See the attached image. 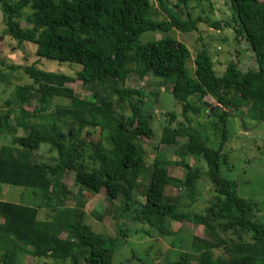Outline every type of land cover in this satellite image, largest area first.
<instances>
[{
  "label": "trees",
  "instance_id": "16d2710c",
  "mask_svg": "<svg viewBox=\"0 0 264 264\" xmlns=\"http://www.w3.org/2000/svg\"><path fill=\"white\" fill-rule=\"evenodd\" d=\"M154 1L165 20L153 19L150 0H0L4 33L17 46L30 42L36 45L38 58L80 66L75 77L42 71L36 64L22 67L29 81L17 87L16 94L25 115L13 125L26 134L12 140L20 150L1 147L0 184L38 191L51 211L43 213L41 206L0 201V264H20L17 255L26 248L34 264H47L43 262L47 259L70 264H111L117 238L96 235L84 224L81 204L76 205L77 210L63 208L54 203V197L63 194L66 199L71 193L62 183L69 172L73 185L81 192L96 195L103 191L109 201L121 196L126 208L132 201L145 168V155L138 141L151 138L153 117L136 103H129L128 116L114 108L112 95L119 101L142 96L138 90L123 87L131 74L140 79L152 76L169 84L173 98L181 106L183 122L173 127L175 114H167L169 122L161 125L160 143L173 146L178 138L186 139L181 145L184 155L206 164L212 199L204 214H184L177 201L166 202L164 191L171 178L167 164L156 154L147 188L143 189V203L134 201V219L160 235H172L167 222L188 220L201 225L212 243L226 245L229 256L245 264H264V223L254 220L253 205L238 197L235 182L220 175L221 148L226 139L222 137V143L213 149L193 127L203 99L208 96L222 109L218 114L222 124L228 111L239 112L242 108L245 113H239L248 119L264 121V1L229 0L237 25L236 39L248 44L255 68L241 74L236 63L230 61L217 76L207 51L201 49L194 57L192 77L185 69L190 54L184 44L171 38L139 43L138 36L146 31L190 32L202 20H193L189 15L182 20L173 14L166 0ZM203 1L208 0H174V5L187 8L190 3ZM24 8L31 10L28 28H21L17 21ZM210 26L216 31L219 22ZM75 81L91 93L89 100L79 99L66 85ZM56 98L68 100L70 105L52 103ZM32 101L38 103V108ZM32 118L38 121L30 122ZM4 121L0 123V134L10 125L6 122L8 112ZM87 127L92 128V133L97 129L104 132L103 139L86 140ZM41 145L55 152L50 163L35 158ZM175 165L183 169L179 186L194 195L201 173L183 159ZM169 264L228 263L205 249L196 259L182 253Z\"/></svg>",
  "mask_w": 264,
  "mask_h": 264
},
{
  "label": "rangeland",
  "instance_id": "374dc122",
  "mask_svg": "<svg viewBox=\"0 0 264 264\" xmlns=\"http://www.w3.org/2000/svg\"><path fill=\"white\" fill-rule=\"evenodd\" d=\"M166 2L172 9L173 14L176 13L182 20H186V16L189 15L191 19L200 18L202 22L197 23L196 29L190 32H180L175 29L168 32L146 31L138 36L139 43L171 38L184 44L190 54L185 63V69L190 77L194 73V57L201 49L207 51L217 76L224 72L225 66L230 61L236 63L237 70L241 74L255 68L253 54L248 44L243 39H236L234 28L237 25L233 20L229 0H208L200 4L190 3L187 8L181 6L176 8L174 0H166ZM150 3L153 19L155 21L165 20L166 17L159 10L156 2L150 0ZM30 16V8H24L21 17L17 20L21 28L31 26ZM212 22H219L218 30L215 31L211 28L210 23ZM4 29L5 26L1 21L0 14V111L2 112H0V123L5 122L4 102L10 101L8 119L11 121L10 124L13 125V122H17V119L21 118L24 112L23 107L20 105V98H16L15 89L29 81L22 67L36 64L35 67L39 70L75 77L80 66L52 59L38 58L35 53V44L25 42L21 46H17L16 42L4 33ZM66 85L73 90L79 99H90L91 93L80 82L75 81ZM123 87L138 90L142 93V96L133 95L125 101H119L117 97L112 95L110 99L114 104V108L122 115L128 116L129 103H136L142 106L144 113L153 117L150 118L153 132L151 138H140L138 141L145 155V168L138 179L139 188L133 191L132 201L128 202L127 208L122 205L123 197L121 196L115 200H108V204L104 205L102 202V198L105 196L104 192L103 195L95 196V194L85 191L86 196L95 197L86 204V208L79 205L86 214L88 213L85 216L84 224L88 225L93 233L113 239L117 238L111 264H169L182 253L190 254L192 258L196 259L197 255L205 249H210L213 257L221 256L228 264H245L241 260L229 256L226 245L212 243L209 235L205 233L201 225L193 224L188 220H183L181 223L167 222L166 225L172 235H160L155 229H149L146 225H142L134 219L137 207L134 201L136 200L140 204L143 203V189L147 188V176H149L150 165L155 160L156 154L161 162H164V165L167 164L165 168L171 178L164 191L166 202L177 201L182 213L185 214L189 211L193 214H204L206 207L212 200L211 185L206 176L207 167L205 162L202 159H194L184 155L185 152L181 145L185 142V138H178L177 144L173 146L160 143L161 125H167V122H169L167 114H175V120L171 126L174 127L179 122H183L181 106L173 98L169 84L152 76L140 79L131 74L127 77ZM203 101L214 107L213 112L207 116L208 110L204 106L200 107L199 115L194 118L193 127L207 146L213 149L218 148L222 143V137L226 139L221 148L220 175L229 181L235 182L238 197L252 203L254 220L264 223V121L256 122L248 119L245 114H242L245 113V108H242L239 110L242 113H239L238 110L228 111V117H226L225 123L222 124L218 120V114L222 109L217 108L215 99L208 96ZM32 102L38 108V103ZM52 103L66 107L70 105L68 100L61 98L53 99ZM30 109L27 111L30 112ZM14 116L16 119H13ZM32 119L30 122L38 121V118H35L36 120ZM241 123H243L244 129ZM86 131L89 133L86 140H102L103 135H105L104 132L101 133L98 129L92 133L91 127H87ZM22 132L26 134L25 130L15 127L13 133L9 135L8 146L20 150V147L13 143L12 140L14 139L11 140V136L13 137L15 134L19 136L18 133L21 135ZM55 157V152L49 151L47 145H41L35 153L36 159L47 163H50ZM181 159L197 168L198 173H201L196 182L194 195L179 186V182L184 176L183 169L175 164L180 162ZM72 182V175L67 172L62 183L65 190L71 193L66 195V199L63 194L54 197V203L63 208L77 210L76 205L80 204L79 202L84 195H79L81 191ZM0 186L6 188L7 191L10 190L5 197L7 201L14 200V203L20 201L30 207L33 204L37 206V198L40 196L38 191H36L35 198L32 199L29 189L6 187L2 184ZM137 191H140V194ZM51 205L54 206L53 200ZM39 206H41L43 213L51 211V208H47L41 198H39ZM103 207H107V210L104 211ZM145 231L150 233L147 234ZM26 261L29 262L28 259ZM43 262L47 264H70L68 261L55 262L51 259Z\"/></svg>",
  "mask_w": 264,
  "mask_h": 264
},
{
  "label": "crops",
  "instance_id": "0c3cea01",
  "mask_svg": "<svg viewBox=\"0 0 264 264\" xmlns=\"http://www.w3.org/2000/svg\"><path fill=\"white\" fill-rule=\"evenodd\" d=\"M16 92H17V89H15V94H16ZM16 98H18L17 97V94H16ZM20 98V97H19ZM9 103H10V101H6V102H4V104H5V111L3 112L4 113V115H6V113L7 112H10L9 110H8V105H9ZM1 112V111H0ZM2 113V112H1ZM11 118H12V114H11ZM13 119H16V117L14 116V118ZM20 118H18L17 120H19ZM6 122H11L9 119H8V121H6ZM18 122V121H17ZM11 125V126H10ZM9 126H6L5 127V130H4V132L2 133V134H0V149H1V147H6V146H8L9 145V143H8V140H9V135H11L12 133H13V130H14V128H15V126L14 125H12V123L10 124ZM17 129H20V130H22L21 128H17ZM24 134V132H22V136H24L23 135ZM18 135L19 136H16V134L12 137L11 136V140L13 139V138H15V137H21V135L18 133ZM6 187H7V185H5ZM22 189V188H21ZM8 191H10V190H8ZM8 191L6 190V188H3V187H1L0 186V201H2V202H10V203H13V204H22V202H16V203H14V200H9V201H7L6 199H5V197H6V195L7 194H9L8 193ZM31 191V190H30ZM78 192V191H77ZM77 192H75V193H77ZM84 192L85 191H83V192H81L79 195H84V196H82V200L79 202L80 204H81V206H84L85 208L87 207L86 206V204H88L89 202H90V200H92L93 199V197H95V196H99V195H103V191H100L98 194H96L95 196H92V197H88V196H86L85 194H84ZM27 193H29V192H27ZM35 194H36V192H33V191H31V195H32V199H34L35 198ZM39 198H40V196H39ZM39 198H37V200H38V202L36 203V205L37 206H39ZM102 202H103V204L105 205V204H108V199H106V197L104 196V198H102ZM98 203H100V202H98ZM75 204V203H74ZM34 205V204H33ZM32 205V206H33ZM29 206V205H28ZM35 206V205H34ZM66 208V207H65ZM104 208V207H103ZM107 210V207L106 208H104V211H106ZM88 214V213H87ZM86 214V212H85V216L87 215ZM3 223V220H2V218L0 217V225ZM30 249L29 248H26L23 252H21V253H18V255H17V260H18V262L20 263V264H34L35 263V260L31 257V255H30ZM26 259H28V261L29 262H27L26 261Z\"/></svg>",
  "mask_w": 264,
  "mask_h": 264
},
{
  "label": "water",
  "instance_id": "95a60500",
  "mask_svg": "<svg viewBox=\"0 0 264 264\" xmlns=\"http://www.w3.org/2000/svg\"><path fill=\"white\" fill-rule=\"evenodd\" d=\"M202 105L208 110V115L207 116H209L212 112H213V109H214V107L213 106H211L209 103H207V102H205V101H203L202 102ZM241 121V120H240ZM242 122V121H241ZM242 124V128L244 129V125H243V123H241Z\"/></svg>",
  "mask_w": 264,
  "mask_h": 264
}]
</instances>
